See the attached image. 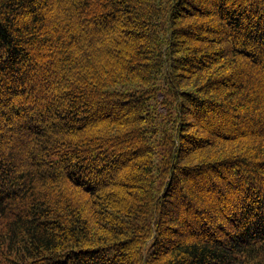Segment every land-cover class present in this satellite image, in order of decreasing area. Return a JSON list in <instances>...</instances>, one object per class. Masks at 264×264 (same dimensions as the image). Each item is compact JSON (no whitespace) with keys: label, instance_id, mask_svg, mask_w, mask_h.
Instances as JSON below:
<instances>
[{"label":"trees","instance_id":"16d2710c","mask_svg":"<svg viewBox=\"0 0 264 264\" xmlns=\"http://www.w3.org/2000/svg\"><path fill=\"white\" fill-rule=\"evenodd\" d=\"M0 264H264V0H0Z\"/></svg>","mask_w":264,"mask_h":264},{"label":"rangeland","instance_id":"374dc122","mask_svg":"<svg viewBox=\"0 0 264 264\" xmlns=\"http://www.w3.org/2000/svg\"><path fill=\"white\" fill-rule=\"evenodd\" d=\"M161 110H162V111H164V109H163V108H161Z\"/></svg>","mask_w":264,"mask_h":264}]
</instances>
